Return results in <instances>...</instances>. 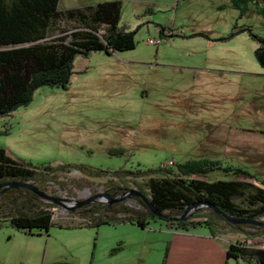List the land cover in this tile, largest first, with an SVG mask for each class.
<instances>
[{
    "label": "rangeland",
    "instance_id": "obj_1",
    "mask_svg": "<svg viewBox=\"0 0 264 264\" xmlns=\"http://www.w3.org/2000/svg\"><path fill=\"white\" fill-rule=\"evenodd\" d=\"M96 1L58 0L57 8ZM120 1L119 22L134 29V47L77 54L65 88L39 86L27 104L0 116V129L8 128L0 131V146L32 164L107 169L218 158L264 179V66L245 29L264 35V14L253 0L242 12L229 0ZM70 25L58 21L55 27ZM197 31L203 35L191 34ZM147 37L160 41L146 43ZM192 176L227 177L219 169ZM58 178L87 181L80 188L44 185L50 194L78 199L103 190L107 180L76 169ZM121 200H97L81 217L52 206L47 233L17 231L1 221L0 264H236L225 258L228 241L264 243L263 237L246 241L220 219L212 236L203 223L175 229L160 218L148 219L144 227L121 222L143 211L133 196L124 204L136 210L121 208ZM191 210L214 217L205 204ZM100 218L109 222L95 225Z\"/></svg>",
    "mask_w": 264,
    "mask_h": 264
},
{
    "label": "trees",
    "instance_id": "obj_2",
    "mask_svg": "<svg viewBox=\"0 0 264 264\" xmlns=\"http://www.w3.org/2000/svg\"><path fill=\"white\" fill-rule=\"evenodd\" d=\"M229 1L242 12L246 9L248 0ZM57 3L58 0H0V116L19 105L27 104L33 91L39 86L65 88L73 72L72 62L77 54L86 56L91 50L111 53L134 47V29L119 22L120 0H100L63 9L57 8ZM253 3L264 14V0H253ZM58 21H68L71 25L67 29L56 28ZM245 29L256 43L253 49L256 61L264 66V35L252 31L248 26ZM191 34L203 35L200 31ZM7 129L5 125L0 131L7 132ZM71 169H76L85 176H107L104 187L114 188L112 186L119 182L124 185L132 184L146 195L158 211L167 216L157 217L146 209L131 212L120 218L121 222L144 227L148 219L160 218L167 226L175 229H184L186 224L203 223L208 226L212 236V225L217 224L215 219H220L231 231L243 234L245 239L256 236L264 238L263 227L231 225L208 206L206 208L214 215L212 218L193 211L183 220L168 219L180 217L188 204L196 202L199 206L203 201L217 206L230 216L264 219V181L245 168L223 163L218 158L193 157L175 161L172 166L159 165L155 168L107 169L76 162L32 164L11 156L0 146V181H29L45 192L44 185L48 182L64 189H68V183L77 188L84 186L86 180L81 182L69 179L67 182L58 178L59 172ZM218 169L227 177L205 179L192 176L206 175ZM135 199L142 207H146L140 198ZM122 204L121 208L125 210H136ZM94 205L95 202H89L68 213L81 217L93 210ZM52 206H55L53 202L26 187H11L0 195V222L7 221L17 231L31 233L32 230H38L47 233L51 226ZM86 206L90 208L80 210ZM202 217V221L194 220ZM106 222H109L106 218H100L94 224ZM224 252L225 258H232L236 264L240 260L264 264V247L235 240L227 244Z\"/></svg>",
    "mask_w": 264,
    "mask_h": 264
},
{
    "label": "water",
    "instance_id": "obj_3",
    "mask_svg": "<svg viewBox=\"0 0 264 264\" xmlns=\"http://www.w3.org/2000/svg\"><path fill=\"white\" fill-rule=\"evenodd\" d=\"M4 186L5 189L7 187H15V186H23L26 187L27 189L31 190L32 192H34L35 194H37L38 196L46 199V200H50L51 202H53L55 204V206L60 207L61 209H70L68 211H72L71 209H73L76 206H80L82 204L87 203L90 200L93 199H98V200H105L107 202L109 201H113V200H121L124 197H128V196H138L142 202L146 205V207L149 209V211L154 214L157 217H162V218H167V216L158 211V209L156 207H154L147 199V197L138 189H135L134 187H129L126 191L117 194V195H110L108 192L105 191H97L85 198L82 199H78V198H69L66 196H62L59 194H49L47 192H45L42 189H39L35 184L30 183L29 181H20V180H4V181H0V186ZM200 204H205L206 206L213 208L215 211V213H217L219 216H221L225 221H227L228 223H230L231 225L233 224H250V225H255V226H259V227H263L264 228V221L261 219H250V218H240V217H234V216H230L225 214L224 212L220 211V209L208 202H201ZM195 206H197V203H191L188 204L183 210L182 214L180 217L178 218H168L171 220H183L185 219L186 216H189L191 214L190 211H192L191 209H193Z\"/></svg>",
    "mask_w": 264,
    "mask_h": 264
},
{
    "label": "flooded vegetation",
    "instance_id": "obj_4",
    "mask_svg": "<svg viewBox=\"0 0 264 264\" xmlns=\"http://www.w3.org/2000/svg\"><path fill=\"white\" fill-rule=\"evenodd\" d=\"M112 187H114V188H110V187H103V190H101V191H105V192H108L109 194H115L116 192H118L117 194H120V193H122V192H124V191H126L129 187H131V185H129V184H126V185H124V184H122L121 182H119L116 186H112ZM2 188H4V186L2 185V186H0V195L2 194V193H4L7 189H9V188H11V187H7V188H5V189H2ZM95 192H97V191H95ZM95 192H92V193H90L89 195H91V194H93V193H95ZM143 193V192H142ZM116 194V195H117ZM144 194V193H143ZM88 195V196H89ZM145 195V194H144ZM112 196H114V195H112ZM146 196V195H145ZM67 197V196H66ZM129 197V196H128ZM128 197H124L121 201H122V203H124L125 202V200L126 199H128ZM85 198V197H84ZM133 198H139L138 196H133ZM80 199H82V198H80ZM98 199H93V200H90V201H88L87 203H89V202H96ZM87 203H85V204H87ZM85 204H82V205H85ZM82 205H80V206H82ZM80 206H76V207H74L73 209H71L72 211L73 210H77V208H79ZM90 207L89 206H86L85 208L83 207V208H80V210H85V209H89ZM146 209H148L147 207H141V208H139V209H137V210H146ZM66 210H70V209H66ZM149 210V209H148ZM67 212H69V211H67Z\"/></svg>",
    "mask_w": 264,
    "mask_h": 264
},
{
    "label": "crops",
    "instance_id": "obj_5",
    "mask_svg": "<svg viewBox=\"0 0 264 264\" xmlns=\"http://www.w3.org/2000/svg\"><path fill=\"white\" fill-rule=\"evenodd\" d=\"M7 151V150H6ZM7 153L9 154V152L7 151ZM11 155V154H10ZM12 156V155H11ZM14 157V156H13ZM71 170H73V169H71ZM71 170H69V171H71ZM247 170V169H246ZM250 172V171H249ZM250 173H252V172H250ZM254 176H256V177H258L259 179H261V180H263L264 181V179H262L258 174H254V173H252ZM83 175V174H82ZM85 176V175H84ZM85 177H88V176H85ZM254 182H256L254 179H252ZM219 228H225V227H222V226H219ZM257 238H259V237H261V236H256ZM256 237H253V238H256ZM252 238V239H253ZM252 239H248L247 238V240L246 241H249V240H252ZM229 243V241L227 242V244ZM247 245H248V243H247ZM252 246H254V245H252ZM256 246H258V247H264V243H262V244H258V245H256Z\"/></svg>",
    "mask_w": 264,
    "mask_h": 264
},
{
    "label": "built area",
    "instance_id": "obj_6",
    "mask_svg": "<svg viewBox=\"0 0 264 264\" xmlns=\"http://www.w3.org/2000/svg\"><path fill=\"white\" fill-rule=\"evenodd\" d=\"M159 41H160V39H159V38H155V37H147V38L145 39V42H146V43H158ZM168 163L172 164L173 162H172V160L170 159V160H168Z\"/></svg>",
    "mask_w": 264,
    "mask_h": 264
}]
</instances>
